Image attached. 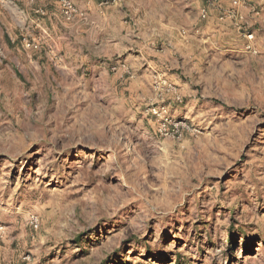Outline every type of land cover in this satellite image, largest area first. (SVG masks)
Returning a JSON list of instances; mask_svg holds the SVG:
<instances>
[{
  "label": "rangeland",
  "instance_id": "rangeland-1",
  "mask_svg": "<svg viewBox=\"0 0 264 264\" xmlns=\"http://www.w3.org/2000/svg\"><path fill=\"white\" fill-rule=\"evenodd\" d=\"M68 1L0 0V264H264V0Z\"/></svg>",
  "mask_w": 264,
  "mask_h": 264
},
{
  "label": "built area",
  "instance_id": "built-area-1",
  "mask_svg": "<svg viewBox=\"0 0 264 264\" xmlns=\"http://www.w3.org/2000/svg\"><path fill=\"white\" fill-rule=\"evenodd\" d=\"M219 2V0H210L211 4L216 5ZM234 4H237V2L235 1ZM62 6L64 9V13L68 16V18H71L75 13H76V8L75 6L68 0H62ZM208 15V11L207 9H204L202 11V16L204 18H206ZM147 114H150L158 119H160L161 122V134L163 135H171L178 133L179 129L181 128L182 124L179 123H173L170 124L169 120L167 119L166 116V109L164 106H151L148 110H147ZM172 128V131H170V129ZM31 225L37 229L39 228V219L37 217H33L31 219Z\"/></svg>",
  "mask_w": 264,
  "mask_h": 264
},
{
  "label": "crops",
  "instance_id": "crops-1",
  "mask_svg": "<svg viewBox=\"0 0 264 264\" xmlns=\"http://www.w3.org/2000/svg\"><path fill=\"white\" fill-rule=\"evenodd\" d=\"M134 55H135V58H139V56H140L141 54H139V53H135ZM143 65H148V62L144 63Z\"/></svg>",
  "mask_w": 264,
  "mask_h": 264
}]
</instances>
